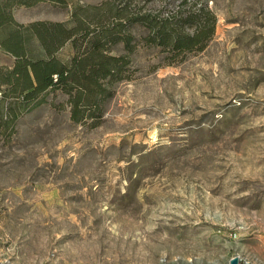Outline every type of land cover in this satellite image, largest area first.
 Segmentation results:
<instances>
[{
    "label": "rangeland",
    "instance_id": "rangeland-1",
    "mask_svg": "<svg viewBox=\"0 0 264 264\" xmlns=\"http://www.w3.org/2000/svg\"><path fill=\"white\" fill-rule=\"evenodd\" d=\"M194 1L216 16L204 48L138 47L95 126L56 92L0 134V264H264V0Z\"/></svg>",
    "mask_w": 264,
    "mask_h": 264
},
{
    "label": "trees",
    "instance_id": "trees-1",
    "mask_svg": "<svg viewBox=\"0 0 264 264\" xmlns=\"http://www.w3.org/2000/svg\"><path fill=\"white\" fill-rule=\"evenodd\" d=\"M40 1L70 2L68 19H15L13 8ZM173 6L153 10L134 0H0V52L12 58L0 64V134L11 133L20 115L56 92L64 98L51 101L53 107L67 109L73 122L95 126L104 101L114 93L112 84L129 78L138 47H157L166 63L203 49L215 30L214 12L194 0Z\"/></svg>",
    "mask_w": 264,
    "mask_h": 264
},
{
    "label": "water",
    "instance_id": "water-1",
    "mask_svg": "<svg viewBox=\"0 0 264 264\" xmlns=\"http://www.w3.org/2000/svg\"><path fill=\"white\" fill-rule=\"evenodd\" d=\"M229 264H238V258L236 256L231 257Z\"/></svg>",
    "mask_w": 264,
    "mask_h": 264
}]
</instances>
